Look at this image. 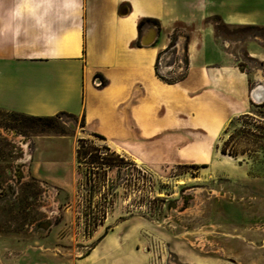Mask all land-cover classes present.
<instances>
[{"label": "rangeland", "instance_id": "374dc122", "mask_svg": "<svg viewBox=\"0 0 264 264\" xmlns=\"http://www.w3.org/2000/svg\"><path fill=\"white\" fill-rule=\"evenodd\" d=\"M209 21L230 44L238 66L260 76L264 62L243 43L262 39L264 31L225 27L214 16ZM195 31L193 25L175 24L170 45L179 40L181 47L163 60L180 62L168 71L160 68L166 80L181 78L183 46ZM249 112L250 118L239 115L218 135L204 138L203 163L181 157L182 148L196 140L176 131L164 144L128 148L132 156L118 144L114 151L129 163L105 173L78 162L82 139L108 146L84 129L82 117L61 112L38 122L0 109V261L17 264L25 255L32 264H82L116 227L108 242L116 236L117 244L146 254L150 264H259L264 260V105ZM227 140V149L238 151V157L221 154Z\"/></svg>", "mask_w": 264, "mask_h": 264}, {"label": "crops", "instance_id": "0c3cea01", "mask_svg": "<svg viewBox=\"0 0 264 264\" xmlns=\"http://www.w3.org/2000/svg\"><path fill=\"white\" fill-rule=\"evenodd\" d=\"M215 15L228 26L264 28V0H0V109L74 114L86 131L104 136L113 150L123 144L131 156L128 148L164 144L177 131L196 140L182 148L181 157L203 163L204 138L264 102V69L259 76L238 66L230 44L209 21ZM146 17L160 25L140 33ZM177 23L196 31L183 46L187 64L181 78L168 81L160 68L168 71L180 62L163 60L181 47L179 40L170 45ZM151 27L155 40L144 45ZM243 47L264 62V36ZM95 77L104 84L96 85ZM196 145L201 146L192 150ZM115 232L110 229L81 263L150 264L146 254L117 244L116 236L108 242ZM17 264L32 262L24 255Z\"/></svg>", "mask_w": 264, "mask_h": 264}, {"label": "trees", "instance_id": "16d2710c", "mask_svg": "<svg viewBox=\"0 0 264 264\" xmlns=\"http://www.w3.org/2000/svg\"><path fill=\"white\" fill-rule=\"evenodd\" d=\"M214 18L221 21L223 26L228 27V25L225 24L218 15H215ZM149 25L159 26L160 23L155 18H149V17L143 18L140 20V22L138 24V28H139L140 33L142 32V29L144 27L149 26ZM242 28H244V29H262L264 31L263 27L256 26V25H247V26H243ZM188 39H189V37L187 38V41H188ZM185 49H186V46H185ZM185 63L187 64V56L186 55H185ZM102 82L104 84L103 80H102ZM261 105H264V102ZM13 113L18 115V116L24 117L26 119L38 121V122H40V121L49 122L53 119V116H32V115H27V114L18 113V112H13ZM242 116H244L243 118H250L251 117L249 114H244ZM243 118L241 120H243ZM83 127H84V121H83ZM92 134L94 136L100 138V139H103V140L105 139V137L102 136L101 134H98V133H92ZM229 141L227 140L225 142V144L221 147V149H220L221 154L223 156L228 155L231 157H238V155L240 154L238 151L227 149L226 145L229 143ZM86 157H88L87 160H86ZM77 158H78V162L80 164L83 161L88 163V167L90 170H93L95 168L96 169L103 168L105 173H106L107 168L120 166L122 163L123 164L129 163L124 157L120 156V154H117L114 150H112L111 147H109V146H104V147L94 146L92 144H89L86 139L81 140L80 146L77 150ZM194 166L195 167H205L206 164H203L202 166L194 164ZM143 174H144V177H146V183H148L149 180H148L147 176H145L144 172H143ZM148 186L151 187L149 184H148Z\"/></svg>", "mask_w": 264, "mask_h": 264}, {"label": "water", "instance_id": "95a60500", "mask_svg": "<svg viewBox=\"0 0 264 264\" xmlns=\"http://www.w3.org/2000/svg\"><path fill=\"white\" fill-rule=\"evenodd\" d=\"M155 36H156V30L155 27H151L148 35L144 38L143 40V44L144 45H149L152 44L153 41L155 40Z\"/></svg>", "mask_w": 264, "mask_h": 264}, {"label": "built area", "instance_id": "2783aa9c", "mask_svg": "<svg viewBox=\"0 0 264 264\" xmlns=\"http://www.w3.org/2000/svg\"><path fill=\"white\" fill-rule=\"evenodd\" d=\"M94 83H95L96 85H102V84H103L102 79L99 78V77H95V78H94Z\"/></svg>", "mask_w": 264, "mask_h": 264}]
</instances>
